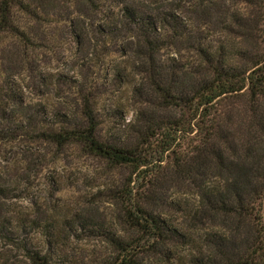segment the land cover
I'll return each mask as SVG.
<instances>
[{"label": "trees", "instance_id": "16d2710c", "mask_svg": "<svg viewBox=\"0 0 264 264\" xmlns=\"http://www.w3.org/2000/svg\"><path fill=\"white\" fill-rule=\"evenodd\" d=\"M37 3L0 0L3 120L24 102L14 77L36 51L32 26L22 19H40L47 5ZM205 7L219 13L229 38L218 47L198 46L200 62L193 71L158 60L174 35L196 32L186 22L189 15L153 16L126 2L117 21L96 28L105 41L136 38L137 54L146 58L154 107L140 113L128 138L100 137V120L86 98L83 109L81 86L80 115L42 106L13 128H0V144L28 137L38 127L40 136L61 148L77 144L114 167L132 170L128 184L114 191L132 235L107 234L115 254L104 264H170L182 251L187 264H264V0H194L190 12ZM7 38L18 43L4 46ZM174 188L197 197L185 225L161 214ZM33 261L50 264L38 253Z\"/></svg>", "mask_w": 264, "mask_h": 264}, {"label": "rangeland", "instance_id": "374dc122", "mask_svg": "<svg viewBox=\"0 0 264 264\" xmlns=\"http://www.w3.org/2000/svg\"><path fill=\"white\" fill-rule=\"evenodd\" d=\"M36 1L45 2L47 10L40 9V19H22L32 26L36 51L25 66L18 65L14 77L24 102L9 109L6 120L0 118V128H13L42 106L80 115L81 86L83 109L86 98L100 120V137L131 136L140 113L153 105L146 58L137 54L136 38L105 41L96 32L117 21L126 2L153 16L172 12L182 20L189 15L186 22L195 24L196 32L173 34L158 54L161 65L172 64L180 72L199 65L198 46L218 47L229 38L215 9L191 14L194 0ZM225 3L227 8L230 3ZM12 43L18 41L3 42ZM34 129L28 137L0 144V264H36L34 253L50 264H104L115 254L107 234L132 235L114 192L128 184L132 170L114 167L77 144L61 148ZM165 200L161 214L173 224L185 225L186 214L197 205L193 192L176 188ZM262 216L264 223V200ZM185 254L170 264H187Z\"/></svg>", "mask_w": 264, "mask_h": 264}]
</instances>
